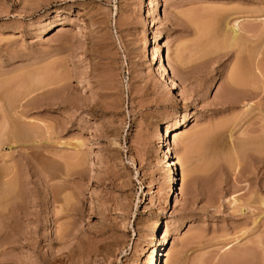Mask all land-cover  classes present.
<instances>
[{
	"label": "rangeland",
	"instance_id": "obj_1",
	"mask_svg": "<svg viewBox=\"0 0 264 264\" xmlns=\"http://www.w3.org/2000/svg\"><path fill=\"white\" fill-rule=\"evenodd\" d=\"M263 18L264 0H0V264H264Z\"/></svg>",
	"mask_w": 264,
	"mask_h": 264
},
{
	"label": "bare ground",
	"instance_id": "obj_2",
	"mask_svg": "<svg viewBox=\"0 0 264 264\" xmlns=\"http://www.w3.org/2000/svg\"><path fill=\"white\" fill-rule=\"evenodd\" d=\"M148 1V0H147ZM158 3V2H157ZM156 7V6H155ZM158 8V7H157ZM156 8V9H157ZM209 13V12H208ZM149 14V13H148ZM214 14H215V12H214ZM219 15H221V12L219 13L218 11H217V16H219ZM149 16V15H148ZM215 17V19H216V16H214ZM222 17H224V16H222ZM219 18V17H218ZM214 19V20H215ZM224 19V18H223ZM264 19V18H263ZM210 21V20H209ZM212 21H213V18H212ZM219 21V20H218ZM214 22V21H213ZM264 23V22H263ZM204 24V23H203ZM213 24V23H212ZM234 24H238L239 26H240V22L237 20ZM233 24V25H234ZM202 25V24H201ZM214 25V24H213ZM242 25V24H241ZM207 27H209L208 25H206ZM206 26H204V27H206ZM215 26V25H214ZM201 27V26H200ZM209 29V28H208ZM152 30H154V29H152ZM207 30V29H206ZM217 30V29H216ZM216 30L214 31V30H211V31H213V32H216ZM221 30V32H220V34H221V37H222V39H221V37H220V39H216V41H218V40H222V43H220L221 41H219V44H220V48L222 49V48H228V46H229V48H231L230 46L232 45H234L233 47H237V44H240L241 42H239V40L241 41V39H240V35H239V32L237 33V32H235V30H234V26L232 27L231 26V28L229 27L228 28V30H230L231 32H227V33H225V32H222V31H224V30H222V29H220ZM245 31V30H244ZM154 32V31H153ZM207 32H208V30H207ZM218 32V31H217ZM259 32H260V30H259ZM202 34V33H201ZM215 34V33H214ZM220 34H218V36L220 35ZM256 34H257V32H256ZM217 36V35H216ZM240 36V37H239ZM210 37V36H209ZM213 41V40H212ZM209 43H211V42H209ZM214 43H215V41H214ZM219 44H217L218 46H219ZM242 44V43H241ZM208 45V44H207ZM243 45H244V43H243ZM212 47H210V51H211V49L215 46L216 48H218V46H216L215 44L213 45V43H212V45H211ZM223 46V47H222ZM227 46V47H226ZM213 48L212 49V51H215L216 50V48ZM241 47H242V45H241ZM248 47V46H247ZM238 48H239V45H238ZM243 48H245L246 49V47L244 46ZM215 49V50H214ZM248 49V48H247ZM243 50V49H242ZM252 50V49H251ZM258 50V49H257ZM218 51V50H217ZM239 51V50H238ZM247 51V50H246ZM249 51V50H248ZM254 51V50H253ZM255 51H256V49H255ZM241 52V51H240ZM259 52V51H258ZM258 52H256V53H258ZM180 53V52H179ZM212 53V52H211ZM250 53V52H249ZM252 53V52H251ZM259 54V53H258ZM260 54H262V53H260ZM263 54H264V52H263ZM245 55V54H244ZM250 57H251V54H248ZM247 55V56H248ZM255 55V54H254ZM246 56V57H247ZM260 56V55H259ZM259 56H257V57H259ZM245 58V57H244ZM248 58V57H247ZM249 59V58H248ZM257 59V58H256ZM163 59L161 58V68L163 69V71L165 72V74H166V72H167V68L164 66V64H163V61H162ZM253 60V59H252ZM242 61V60H241ZM248 61V60H247ZM247 61L245 62V61H243V62H245V63H247ZM254 61V60H253ZM261 61H262V59H261ZM165 62V61H164ZM250 63V62H249ZM256 63H257V61H256ZM255 63V64H256ZM242 66L241 67H237L238 68V71L240 70V68H242L243 69V67L245 66V65H247V64H241ZM248 65H251V64H248ZM261 65H263V64H261ZM257 67V70H259V74L264 78V69L262 68V66H259V64L256 66ZM245 68H247V67H244V69ZM250 69H248V71L249 70H252L251 69V66L249 67ZM244 69H243V75L246 77L247 76V74H245L244 73ZM236 70V69H235ZM245 70H247V69H245ZM254 70H256V69H254ZM238 71L235 73H233V77H232V75H231V77H232V81H233V83L234 82H238V83H240L239 82V78H238V76H239V74H238ZM233 72V71H232ZM252 72H255V71H252ZM164 74V75H165ZM250 74H251V72H250ZM254 74V73H253ZM253 74H251L252 76H255L256 75V72H255V75H253ZM242 75V76H243ZM250 76V75H249ZM257 76V75H256ZM230 77V76H229ZM254 77H252V79H253ZM259 78V77H258ZM231 79V78H230ZM249 78H247V80H248ZM257 79V78H256ZM263 80V79H262ZM231 81V80H230ZM240 81H242V83H241V85L242 84H244V81H246L245 79L244 80H242V78H241V80ZM250 81H253V80H251L250 79ZM264 81V80H263ZM262 82V81H261ZM232 83V82H231ZM253 83V82H252ZM263 83V82H262ZM174 84H176L175 82H174ZM236 84V83H235ZM247 84V83H246ZM254 85H255V83H253ZM231 85H234V84H231ZM245 85V84H244ZM230 87V86H229ZM236 87V86H235ZM242 87H244V86H242ZM251 87V86H250ZM231 88V87H230ZM232 88H234V86L232 87ZM252 88V87H251ZM258 88V87H257ZM255 89V88H254ZM261 89V88H260ZM249 90V89H248ZM264 91V90H263ZM233 92V91H232ZM247 92H249V91H247ZM181 93V92H180ZM230 93V92H229ZM245 93H246V91H245ZM249 93H247L246 95L247 96H249L248 95ZM251 95H250V97L251 98H255V97H257L259 94H260V92L258 91V92H256V91H251V93H250ZM182 95V94H181ZM245 95V97L244 98H246L247 96ZM264 96V95H263ZM241 97H242V95H241ZM241 97H237V98H241ZM250 98V99H251ZM247 101V100H246ZM249 101H251V100H249ZM251 104V103H250ZM251 106V105H250ZM252 106H254L253 104H252ZM182 121V120H181ZM180 123H182V122H180ZM164 124V123H163ZM185 125V124H184ZM165 126V125H164ZM178 126H179V124H178ZM166 127V126H165ZM177 127V126H176ZM26 128V127H25ZM167 128V127H166ZM182 128V127H181ZM27 129H29V128H27ZM36 129V128H35ZM178 128H176V130L174 131V132H172V131H170L168 128L166 129V135L167 136H169L170 138H171V136H172V134H173V138L174 139H176V137H180V136H182L181 134H182V132H179L178 130H177ZM5 130V129H4ZM31 131H33V129H31ZM22 132V131H21ZM27 132V131H26ZM17 133V132H16ZM24 133V132H23ZM30 134V133H29ZM188 136V135H187ZM191 136V135H190ZM194 136V135H193ZM196 136V135H195ZM185 137V136H184ZM187 138V137H186ZM193 138H195V137H192V139ZM5 139V138H4ZM169 140V139H168ZM198 140V139H197ZM193 142L192 140H191V138H190V140H187V141H185V142ZM258 141V140H257ZM185 142L183 143V144H185ZM189 142V143H190ZM195 143H197V142H195ZM195 143H193L192 144V146H194L195 145ZM246 143V142H245ZM191 144V143H190ZM197 145V144H196ZM249 145H251V144H249ZM249 145H242V146H240V149H239V153H238V155H240V154H243V152H244V149H242V148H244V146L246 147H248ZM192 146H190V147H192ZM252 146V145H251ZM184 147H186V145L184 146ZM246 147V148H247ZM170 148L171 147H169L168 149L169 150H167V151H170ZM188 148L189 147H187V151H188ZM172 149V148H171ZM191 149V148H190ZM166 151V150H165ZM246 152V151H245ZM185 153H187V152H185ZM166 154V153H165ZM168 154V153H167ZM246 154V153H245ZM184 156H187V155H184ZM243 157H244V154L242 155ZM166 157H168V156H166ZM178 158V157H177ZM176 158V159H177ZM186 159V158H185ZM176 162H174L173 160H169L166 164H168L167 165V170H168V172H169V174H170V176H171V180H173L174 181V183L176 182V178L174 177L175 176V174H174V171H173V167H172V165H175V164H177V163H179V164H181V165H183L184 163H182V161H183V159H180V158H178V160H175ZM165 168V167H164ZM175 169V168H174ZM177 177V176H176ZM177 185H179V182L178 183H176ZM178 188L177 189H180L179 188V186H177ZM176 189V190H177ZM174 191V190H173ZM180 192V191H179ZM181 193H182V190H181ZM172 194V193H171ZM176 195V194H175ZM173 196H174V194H173ZM181 196V195H180ZM174 198V197H173ZM179 199V193H178V190H177V195L175 196V201H177ZM173 201H174V199H173ZM158 224V223H157ZM157 226V225H156ZM153 233H154V231H153ZM157 237V236H156ZM165 238V237H164ZM163 239V238H162ZM162 242V241H161ZM165 243V242H164ZM247 256V255H246ZM163 261V260H162Z\"/></svg>",
	"mask_w": 264,
	"mask_h": 264
}]
</instances>
